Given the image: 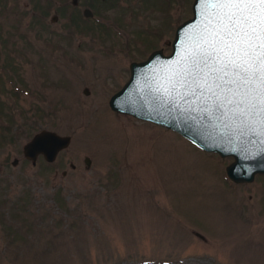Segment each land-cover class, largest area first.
Listing matches in <instances>:
<instances>
[{"label": "rangeland", "instance_id": "1", "mask_svg": "<svg viewBox=\"0 0 264 264\" xmlns=\"http://www.w3.org/2000/svg\"><path fill=\"white\" fill-rule=\"evenodd\" d=\"M192 2L0 0V97L13 80L29 127L0 146V264H264V174L234 183L233 158L108 106ZM41 129L71 140L33 165L22 146Z\"/></svg>", "mask_w": 264, "mask_h": 264}, {"label": "water", "instance_id": "2", "mask_svg": "<svg viewBox=\"0 0 264 264\" xmlns=\"http://www.w3.org/2000/svg\"><path fill=\"white\" fill-rule=\"evenodd\" d=\"M206 18L205 0H193L191 17L176 27L170 52L156 49L145 60L130 62L128 80L109 97L108 106L113 112L169 129L203 151L233 158L225 167L227 177L234 183H248L256 174H264V135L250 132L241 124L242 117L224 115L212 100L193 102L195 97L182 95L186 90L179 86L171 94L165 91L172 74L183 68ZM83 92L88 94V88ZM70 140L68 135L41 129L23 144L22 155L33 165L39 156L52 163ZM84 161L90 165L89 157ZM17 162L14 158L11 164Z\"/></svg>", "mask_w": 264, "mask_h": 264}, {"label": "snow or ice", "instance_id": "3", "mask_svg": "<svg viewBox=\"0 0 264 264\" xmlns=\"http://www.w3.org/2000/svg\"><path fill=\"white\" fill-rule=\"evenodd\" d=\"M207 18L186 62L169 78L193 102L242 117L241 124L264 135V0H205ZM258 126V127H257Z\"/></svg>", "mask_w": 264, "mask_h": 264}, {"label": "trees", "instance_id": "4", "mask_svg": "<svg viewBox=\"0 0 264 264\" xmlns=\"http://www.w3.org/2000/svg\"><path fill=\"white\" fill-rule=\"evenodd\" d=\"M46 9L48 8L46 7ZM73 13L74 14L71 20L74 26L79 27L80 28L79 30L82 31L89 28L88 24L86 23V20L81 19L78 14H75L74 11ZM46 14L47 12L45 14L43 13L44 16H46ZM85 18H90V17H85ZM9 81H10V87L12 88L11 94L7 96L4 95L2 96V98L0 97V146L1 147H4L5 145L15 144L19 133L25 132L29 128L27 126V123L18 125L15 122L14 112L18 108L17 103L15 102L17 101L16 100L17 98H20V92L15 88L14 81L13 80H9ZM20 114L22 115V113Z\"/></svg>", "mask_w": 264, "mask_h": 264}]
</instances>
